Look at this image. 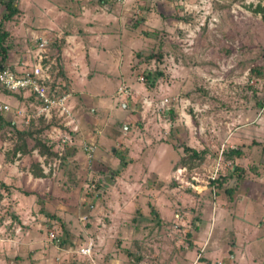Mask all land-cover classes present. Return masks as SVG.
Masks as SVG:
<instances>
[{
	"label": "rangeland",
	"instance_id": "374dc122",
	"mask_svg": "<svg viewBox=\"0 0 264 264\" xmlns=\"http://www.w3.org/2000/svg\"><path fill=\"white\" fill-rule=\"evenodd\" d=\"M68 2L15 0L17 12L3 23L8 33L4 44L9 48L7 54L13 51L23 57L5 65L27 71L34 61L31 51L38 35L47 41H65L69 28L60 18ZM122 4L129 9L130 19L122 21L119 32L115 26L118 34L109 35L123 41L122 65L112 71L101 96L105 105L115 102L117 112L111 117L102 112L104 108L90 112L98 106L95 93L100 91V80L93 97L86 91L87 80L83 87L80 83L65 86L66 92L72 91L68 102L76 112L79 133L67 147L70 154L59 160L48 180L49 190L28 196L31 209L27 211L39 209L45 215L32 222L33 236L43 235V241L51 231L62 240L61 250L50 246L43 252L45 259L58 257L51 264H84L81 256L67 250H74L87 237L95 243V264H189L196 255L208 254H197L199 247L194 252L187 249L193 239L201 241L200 231L207 229L217 199H226L230 208L241 196H264V78L249 75L254 66L264 69V1L121 0ZM141 16H145L144 23H137ZM50 46L51 42L43 50L47 59H60ZM58 70L51 72L55 75ZM144 73L150 75L149 80ZM122 83L130 94L113 96ZM4 93L8 92L0 88V101ZM163 97L169 101V112L156 113L152 106H158ZM144 98L151 107L141 103ZM25 99L21 114L15 106L0 113L4 121H16V130H25L33 121L32 96L27 94ZM122 101L127 105L122 106ZM41 129L32 133L31 142ZM13 132L8 125H0V182L9 181L7 186L2 183L7 190L0 188L2 215L10 214L9 203L17 202L16 190L24 196L16 170L24 171L36 158L33 150L12 157ZM87 136L95 142L89 164L80 150ZM235 145H242L244 155L234 159L238 173L225 182L233 188L231 195L224 197L220 191L212 195L208 190L196 193L170 178L185 155L183 147L204 151L199 165H185L202 180L218 150L224 152ZM115 149L122 161L113 154ZM233 165L224 161L220 175H227ZM17 179L20 187L15 186ZM252 210L261 213L253 205ZM260 229H264V219ZM2 253L0 264L6 262Z\"/></svg>",
	"mask_w": 264,
	"mask_h": 264
},
{
	"label": "crops",
	"instance_id": "0c3cea01",
	"mask_svg": "<svg viewBox=\"0 0 264 264\" xmlns=\"http://www.w3.org/2000/svg\"><path fill=\"white\" fill-rule=\"evenodd\" d=\"M120 1L99 0V2L95 3L92 1L84 3L80 0H69L63 17L60 18V21L69 28L66 31V34L68 33L66 37L68 38L65 41L48 42V44L51 42L50 48L54 47V51L56 50L55 47L60 45V51L59 53L57 52L60 59L57 58L58 60L54 61L52 57L48 60V56L44 54L45 51L42 54L43 62L50 63V70L52 68L61 69L63 75H59V70L55 74V77L57 76L55 79H53L54 73L51 72V75L53 81H57L65 89H67L65 86L71 87L73 84L79 83L83 87L84 82L87 80L89 84L86 91L89 97H93V91L98 88L95 83L100 80V91H96L95 93L99 97L98 106L97 108H91L90 112L94 113L95 110L104 108L105 112H102L107 114L108 117L117 112L115 102L105 105L101 96L106 84L112 79V71L122 65L119 56L122 54L124 48L120 37L116 36V41H114L109 35L115 36V34H118L122 21L124 20L127 23L130 19L127 17L130 12L129 9L124 8L125 5L123 6V4V7H121ZM78 3L80 6H77ZM144 19L145 16H141L137 23H144ZM115 26L119 27L118 32ZM125 49L127 52L129 51L128 47ZM22 57L23 53L10 51L8 54L6 53L5 64L18 62ZM31 58L34 60V53L32 51ZM117 59H119V62L116 63ZM57 63L58 66L56 65ZM10 67L17 74L24 72L19 69V66L11 65ZM93 77L96 81H92L91 78ZM119 86H124V83L119 84L116 90ZM69 89L72 92L71 88ZM116 90H114L113 96L116 94ZM70 92L68 91L69 95ZM27 94L30 93L27 91L4 93L2 103H6L10 107L9 109L15 106L18 110L23 111ZM121 103L122 106L127 105L124 101ZM30 105L33 107V113L35 106L34 99ZM72 110L75 112L73 107ZM11 121L16 124L15 120ZM78 130H80L79 122ZM82 133L84 135V132ZM16 174H19L16 178L21 177L20 180L23 185L21 190L24 192V196H21L18 190H16L17 202L13 203L12 201L9 203L10 210L8 212L10 214H0V250L1 253L4 251L2 256L3 259H6V262L3 260L4 262L2 261L1 263L51 264L53 261L56 262L58 257H53L51 261L50 258L45 259L43 257V252L50 246L59 250H61V247L48 242L47 239L41 241L40 238L42 237L43 239V235L35 237L32 232L35 230L32 222L38 221V217L45 215L39 209H33V212L27 211L31 209L28 196L35 195L36 192L40 191L47 192L49 190L48 180L52 179L54 174H48L40 178L33 177L27 171V167L24 171L21 169L16 170ZM17 182L18 184L15 186L20 187L18 179ZM2 183L7 186L9 181L2 180ZM6 186L3 189L7 190L9 188ZM256 186L260 187L261 185L258 184ZM232 202V207L228 208L226 199L223 201L216 200L217 206L216 204L212 206V213L209 215L207 229L200 231L203 236H199V238L203 240L201 239L198 242L196 239H193L192 245L190 244L187 250L194 252L193 248L199 247L197 254L203 252L204 255L205 252H208L207 255H204L205 257L202 255L199 257L204 263L207 261L209 263L220 261L221 264H264V229L258 230V225L264 219V196L254 198L252 194H249L248 196H241ZM252 205L254 208L261 210L259 215L255 214L253 210L249 211ZM223 255H225L226 259L222 258ZM193 258L190 262L193 261Z\"/></svg>",
	"mask_w": 264,
	"mask_h": 264
},
{
	"label": "built area",
	"instance_id": "2783aa9c",
	"mask_svg": "<svg viewBox=\"0 0 264 264\" xmlns=\"http://www.w3.org/2000/svg\"><path fill=\"white\" fill-rule=\"evenodd\" d=\"M36 38V41H33L34 61L28 71H24L21 75L17 74L8 65L0 66V88L6 92H29L35 101L34 111L31 117L40 118L49 125L42 132V136L51 142V150L55 155L50 160H46L44 156L37 155L35 150H33L41 171L45 176L54 174L59 164L62 150L64 147L71 145L74 134L78 131V121L68 102L69 93L62 89L61 84L53 81L50 63L43 62V50L49 41L42 35H38ZM138 80L141 81L142 77L138 76ZM130 92V89L126 86H119L116 90V94L120 97H127ZM141 103H148L149 107H151L150 101H145V98L142 99ZM9 108L6 103L0 101V113L8 111ZM152 108L156 113L164 111L166 114L169 111V101L165 97L160 98L159 105L157 106L154 103ZM19 113L21 114L20 111ZM80 150L84 155L86 163L89 164L95 150V142L93 139L87 137L81 140ZM222 153L223 150L219 149L215 161L206 169L205 177L202 180L198 178V174L194 169L190 170L185 165L175 166L171 170L170 178L175 184L182 187V189H188L196 193L208 190L214 195L215 187L213 182L218 174L222 172L224 162ZM173 216L175 218L179 217L177 213ZM46 236L48 242L54 241V243L56 242L54 245L59 247V238L55 237L51 231H47ZM94 246L93 238L87 237L86 241L78 245L77 248L67 251L81 256L84 259V264H95L92 257ZM190 264L205 263L200 261L199 255H196ZM210 264H221V262L215 261Z\"/></svg>",
	"mask_w": 264,
	"mask_h": 264
},
{
	"label": "trees",
	"instance_id": "16d2710c",
	"mask_svg": "<svg viewBox=\"0 0 264 264\" xmlns=\"http://www.w3.org/2000/svg\"><path fill=\"white\" fill-rule=\"evenodd\" d=\"M264 1V0H262ZM15 0H0V5L3 7V12L0 14V66L5 65V60H6V53L8 51V47H6L5 40L8 37L7 31L3 27V23L10 19L13 14L17 12V9L14 5ZM54 55L58 56L57 52L59 53L60 51V45L55 47ZM51 71V70H50ZM24 72L18 73V74H23ZM59 75H63L61 71H58ZM57 74V73H56ZM145 75V80H149V74L144 73ZM249 75L257 78H264V69L254 66L249 69ZM57 77V76H56ZM55 75H53V79L56 78ZM63 90L65 91V88L63 86ZM169 112V111H168ZM33 121H29L28 126L26 127L25 130H16L14 123H12L11 120L4 121L3 118L0 115V125L1 124H6L8 125L13 133L16 135V140L11 144V147L9 150L12 153V157L14 155L21 156L25 154H29L31 150H35L37 155H42L45 157L46 160H50L55 153L51 150L52 144L49 140L45 139L42 136V133L46 128H48V124H46L43 120L40 118H35L32 117ZM41 124V125H40ZM30 128L33 129V131L30 130ZM42 128V129H41ZM41 129V135L40 133L38 134V137H33L32 142L30 141V136L32 133L38 132ZM34 132V133H35ZM35 135V134H34ZM67 147H64V149L61 152L60 159L63 157L69 155V151H67ZM243 147L242 145H235L234 148H228L226 151L222 153V159L223 161H229L233 165L232 168H230L229 173L227 175L223 174H218L216 179L213 182V185L215 187V192H221L224 197H227L228 195H231V192L233 191V188H231L228 185H225V182L227 179L230 178V176L233 175V173H238V166L234 163L235 158H240L241 156L244 155L243 153ZM71 151V150H70ZM183 152L185 155L181 157L180 159V164L179 165H186L187 167H190L193 164L199 165L200 162L203 161L204 159V151L203 150H195L191 149L189 147H183ZM114 155H117L122 161L121 154L119 153L118 149H115L113 152ZM11 160V159H10ZM196 160V162H194ZM199 162V163H197ZM193 163V164H192ZM27 171L31 174L33 177H44V174L41 171V168L39 166V163L36 158H32L28 162L27 166ZM236 175V179H237ZM3 187L2 183L0 182V188ZM62 240L59 239V243H61ZM201 261V260H200ZM205 264H210L208 261L205 262Z\"/></svg>",
	"mask_w": 264,
	"mask_h": 264
},
{
	"label": "water",
	"instance_id": "95a60500",
	"mask_svg": "<svg viewBox=\"0 0 264 264\" xmlns=\"http://www.w3.org/2000/svg\"><path fill=\"white\" fill-rule=\"evenodd\" d=\"M112 151H113V148H112Z\"/></svg>",
	"mask_w": 264,
	"mask_h": 264
}]
</instances>
